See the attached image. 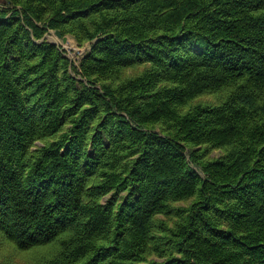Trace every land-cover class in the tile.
I'll return each instance as SVG.
<instances>
[{
  "label": "trees",
  "instance_id": "obj_1",
  "mask_svg": "<svg viewBox=\"0 0 264 264\" xmlns=\"http://www.w3.org/2000/svg\"><path fill=\"white\" fill-rule=\"evenodd\" d=\"M0 242L264 264V0H0Z\"/></svg>",
  "mask_w": 264,
  "mask_h": 264
},
{
  "label": "rangeland",
  "instance_id": "obj_2",
  "mask_svg": "<svg viewBox=\"0 0 264 264\" xmlns=\"http://www.w3.org/2000/svg\"><path fill=\"white\" fill-rule=\"evenodd\" d=\"M66 40H62V37L57 36L53 30H48L44 37L46 40L56 43L63 48L65 54L74 61L78 62V58L82 55L85 48L88 47V43L85 42L81 45L77 44L73 37L65 35ZM217 151L215 152V154ZM40 250L19 251L16 250L11 244L7 242H0V264H28L35 261V252L39 253Z\"/></svg>",
  "mask_w": 264,
  "mask_h": 264
},
{
  "label": "water",
  "instance_id": "obj_3",
  "mask_svg": "<svg viewBox=\"0 0 264 264\" xmlns=\"http://www.w3.org/2000/svg\"><path fill=\"white\" fill-rule=\"evenodd\" d=\"M54 33L57 35V36H60V32L58 30H55ZM62 40H66V36H62Z\"/></svg>",
  "mask_w": 264,
  "mask_h": 264
}]
</instances>
